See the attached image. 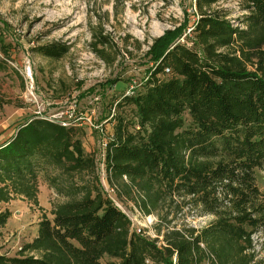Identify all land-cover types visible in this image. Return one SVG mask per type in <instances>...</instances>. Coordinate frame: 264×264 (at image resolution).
<instances>
[{"label":"trees","instance_id":"obj_1","mask_svg":"<svg viewBox=\"0 0 264 264\" xmlns=\"http://www.w3.org/2000/svg\"><path fill=\"white\" fill-rule=\"evenodd\" d=\"M221 1L191 0L190 48L177 42L185 24L152 39L145 82L129 83L121 101L134 107L136 126L131 131L116 112L104 156L118 201L132 202L145 216H159L165 201L181 202L211 216L209 224L165 228L161 246L132 231L103 190L82 130L36 116L0 142V204L22 199L38 206L40 173L62 202L52 205L51 219L41 216L19 256L0 255V264H103V258L106 264H263L253 237L264 233V192L254 176L264 167V0H236L245 12L240 26L213 8ZM110 46L95 25L90 47L107 66L116 61ZM68 50L51 44L33 52L59 60ZM118 82L103 86L114 90ZM10 216L0 210V228Z\"/></svg>","mask_w":264,"mask_h":264},{"label":"rangeland","instance_id":"obj_2","mask_svg":"<svg viewBox=\"0 0 264 264\" xmlns=\"http://www.w3.org/2000/svg\"><path fill=\"white\" fill-rule=\"evenodd\" d=\"M191 5V0H0V62L7 65L0 71V142L36 116L79 127L83 149L95 159L104 192L130 219L131 230L149 240L158 239V246L165 228L201 229L212 217L193 206L169 201L161 204L159 216H145L132 202L118 201L106 181L105 144L113 135L116 112L131 124V131L136 126L134 107L121 101L130 85L145 82L152 66L151 55L146 54L152 39L185 24L187 30L177 42L191 47L190 27L196 20ZM213 8L225 13L234 26L241 25L245 12L236 0H223ZM186 15L189 21L185 22ZM97 24L110 39L107 51L116 57L113 65H105L91 50V31ZM51 44L67 45L68 53L52 60L33 52ZM115 78L119 82L114 90L103 86ZM88 89L93 93L79 97ZM183 119L185 126L190 125L186 113ZM254 176L264 192V167L255 169ZM59 202L62 199L48 188L40 173L38 206L22 199L0 204L1 211L11 213L0 228V255L19 256L21 248L36 236L41 216L51 219L52 205ZM253 239L255 259L264 264V233L257 232ZM107 261L102 259L103 264Z\"/></svg>","mask_w":264,"mask_h":264},{"label":"built area","instance_id":"obj_3","mask_svg":"<svg viewBox=\"0 0 264 264\" xmlns=\"http://www.w3.org/2000/svg\"><path fill=\"white\" fill-rule=\"evenodd\" d=\"M165 73L168 74V73H170V71L168 69H165ZM130 88H132V86ZM61 125L62 126H67V124H65V123H61Z\"/></svg>","mask_w":264,"mask_h":264}]
</instances>
